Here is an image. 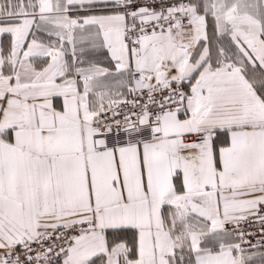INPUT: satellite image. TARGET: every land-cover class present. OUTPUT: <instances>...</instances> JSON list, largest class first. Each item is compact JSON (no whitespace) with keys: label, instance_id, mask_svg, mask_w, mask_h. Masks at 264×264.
Wrapping results in <instances>:
<instances>
[{"label":"snow or ice","instance_id":"6c2138e0","mask_svg":"<svg viewBox=\"0 0 264 264\" xmlns=\"http://www.w3.org/2000/svg\"><path fill=\"white\" fill-rule=\"evenodd\" d=\"M0 264H264V0H0Z\"/></svg>","mask_w":264,"mask_h":264}]
</instances>
